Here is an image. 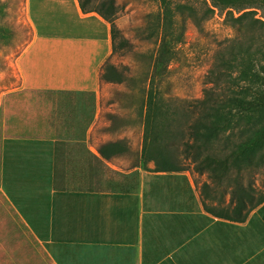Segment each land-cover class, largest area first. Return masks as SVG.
Listing matches in <instances>:
<instances>
[{"label": "trees", "instance_id": "1", "mask_svg": "<svg viewBox=\"0 0 264 264\" xmlns=\"http://www.w3.org/2000/svg\"><path fill=\"white\" fill-rule=\"evenodd\" d=\"M80 1L83 10H95L112 23L115 40L117 0ZM200 1L206 7L199 15L187 4L160 0L161 34L155 41L158 49L151 73H146L142 87L145 115L140 166L147 167L149 161H154L152 171L157 175L182 173L187 169L177 155V147L182 146L192 157L196 171H208L219 180L233 181L230 208L205 203L206 213L201 215L194 216L188 211L154 214V220L165 225V237L175 240L181 232L179 244H182L194 232L213 233L221 242V253L226 254L235 246L232 229L236 223H247L258 246L264 247V194H257L252 185H245L241 180L246 171L264 166V0ZM217 10L224 15V22L234 34L222 42L214 54L203 97L186 105L176 104L166 91L164 98L159 76L165 73L166 78L177 45L183 41L186 16L191 15L201 25ZM176 13L181 16L182 24L174 28ZM4 30L7 31L0 27V39L2 36L6 39ZM102 78L123 84L127 75L109 59ZM64 143L58 141L53 147H46L39 140L21 144L18 140L6 139L4 143L2 185L20 214L43 240L50 236L56 220L52 218V208L59 200L80 213L95 209L92 206L98 204L86 192L68 190L66 178L70 160ZM129 150L123 139H110L98 151L103 159L112 161L125 156ZM151 187L155 188L154 183ZM48 188L55 190L54 199L45 191ZM154 240L157 241L156 236ZM144 257V264H160L163 259V256ZM165 264L178 262L167 256Z\"/></svg>", "mask_w": 264, "mask_h": 264}, {"label": "crops", "instance_id": "2", "mask_svg": "<svg viewBox=\"0 0 264 264\" xmlns=\"http://www.w3.org/2000/svg\"><path fill=\"white\" fill-rule=\"evenodd\" d=\"M20 3L25 5L33 35L19 55L9 61L8 79L15 83L0 95L2 176L6 139L18 140L21 144L39 140L46 147L64 141L70 161L73 149L79 148L89 149L92 155L105 160L98 150L108 140H72L61 138V134L135 132L139 127L144 132V121L141 124L145 111L136 114L134 110L138 107L137 94L111 92L108 97L105 92L107 85L115 84L102 78L103 68L115 51L112 23L95 10H83L80 0H22ZM36 22L48 23L49 32ZM107 100L117 107L106 108ZM124 100L127 102L123 104ZM121 117H129L132 124L118 126L115 120ZM84 125H88L87 131ZM66 181L68 187L69 171ZM152 183L150 190L141 192L136 181L129 185L119 181L118 190L110 191H98L90 185L87 189L68 188L92 195V201L98 204L92 206L95 209L80 213L59 200L52 208V218L56 220L46 240L34 232L14 205L34 244L28 251L29 246L25 244L22 254L17 256L8 245L14 241V231L20 228L7 219L8 245L0 244V264H144V256H163L160 264H165L167 256L174 257L178 264L236 261L227 251L221 253V242L213 233L194 232L182 244H179L181 232L175 240L165 237V225L154 220L155 213L188 211L196 216L202 212L189 211L187 207L153 210L148 204ZM45 191L54 199L53 188ZM197 222L200 225L199 218ZM205 234L220 242V246H203ZM237 262L244 264L242 260Z\"/></svg>", "mask_w": 264, "mask_h": 264}, {"label": "rangeland", "instance_id": "3", "mask_svg": "<svg viewBox=\"0 0 264 264\" xmlns=\"http://www.w3.org/2000/svg\"><path fill=\"white\" fill-rule=\"evenodd\" d=\"M20 1L22 0H0V27L7 30L3 31L6 39H3V36L0 39V95L15 83L8 79L9 71H11L9 61L19 55L33 35L31 22L28 21L25 14V5ZM93 2H98V0H93ZM172 2L175 5L187 4L196 9L199 15L204 12L206 7L200 0H172ZM117 4L119 12L114 20L117 35L115 51L110 62L125 71L127 80L123 84L107 85L105 92L107 96L111 92L134 93L140 99L143 97V81L146 73H151L158 49V43L155 41L161 34V26H158V12L161 10L160 0H117ZM173 19L174 28L182 24L181 16L178 13ZM36 23L49 32L48 23H46L47 25L43 22ZM184 24L183 41L177 45V53L170 64L169 72L166 78L165 73L159 76L164 98L166 91L178 105H186L203 97L204 82L212 66L214 54L221 43L234 34L231 27L224 22V15L218 10L201 25H198L191 15L186 16ZM139 99L138 107L134 109L136 114L144 109ZM126 102L124 100L122 103ZM105 103L106 108L117 107L115 103L109 102V104L108 100ZM76 117L75 115L73 119ZM91 120L92 122L95 120L93 116ZM91 120L90 123H92ZM129 120V117H121L115 121L118 126H126L132 124ZM131 120L133 121V119ZM103 121L105 122V120ZM143 121L142 117L141 126ZM100 125H102L101 122ZM84 128L87 131L88 125H84ZM99 128L101 129L102 126ZM138 129L140 131L61 134V138L72 140L123 139L130 146V150L125 156L113 161L102 160L99 156L92 155L89 149H73L72 161L68 167V188L87 189L91 185L98 191H110L118 190L116 184L119 181L128 185L130 182L136 181L139 185L138 191L141 192L142 189L150 190L152 181L155 188L150 192L148 204L152 206L153 210L168 211L187 207L189 211L204 213L205 203L218 208H230L233 181L229 178L219 180L208 171H196L192 157L183 151L182 146L177 147L180 163L187 168L182 173H177L174 176L157 175L152 171L155 167L154 161H149L147 167L140 166L144 132L141 127ZM2 151L3 146L0 144V244L8 245L7 221L11 220L19 226L20 230L14 231V241L10 242L11 244L9 243L8 246L18 256L22 254L25 244L29 246L27 251L32 248L34 239L2 185ZM241 180L245 185H252L257 194H264V166L246 171L242 174ZM232 234H234L232 239L235 246L230 248L228 255L235 256L236 261H228V264H239L238 260H242L244 264H259L264 261V247L258 246L253 232L247 228V223H236ZM202 241L203 246L207 248L220 246V242L214 240L209 234H205Z\"/></svg>", "mask_w": 264, "mask_h": 264}]
</instances>
